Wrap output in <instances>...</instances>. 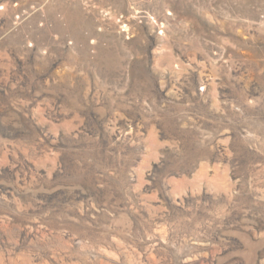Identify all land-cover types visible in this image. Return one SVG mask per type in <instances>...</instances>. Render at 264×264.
I'll use <instances>...</instances> for the list:
<instances>
[{"label":"rangeland","instance_id":"obj_1","mask_svg":"<svg viewBox=\"0 0 264 264\" xmlns=\"http://www.w3.org/2000/svg\"><path fill=\"white\" fill-rule=\"evenodd\" d=\"M0 264H264V0H0Z\"/></svg>","mask_w":264,"mask_h":264}]
</instances>
